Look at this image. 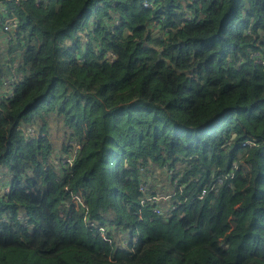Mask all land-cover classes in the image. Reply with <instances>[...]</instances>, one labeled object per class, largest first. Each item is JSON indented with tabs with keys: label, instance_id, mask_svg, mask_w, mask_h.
I'll return each instance as SVG.
<instances>
[{
	"label": "trees",
	"instance_id": "trees-1",
	"mask_svg": "<svg viewBox=\"0 0 264 264\" xmlns=\"http://www.w3.org/2000/svg\"><path fill=\"white\" fill-rule=\"evenodd\" d=\"M17 10L20 44L0 54V78L24 76L0 100V264H264V0ZM41 132L82 144L72 166ZM145 178L177 209L140 214ZM176 183L209 193L183 202Z\"/></svg>",
	"mask_w": 264,
	"mask_h": 264
},
{
	"label": "built area",
	"instance_id": "built-area-1",
	"mask_svg": "<svg viewBox=\"0 0 264 264\" xmlns=\"http://www.w3.org/2000/svg\"><path fill=\"white\" fill-rule=\"evenodd\" d=\"M31 0H2L0 1V33L4 36V38L9 42H18V33H19V13L17 12V8H21L26 4V2ZM36 4L40 5L46 2V0H35ZM145 7H152L151 4L148 2L144 3ZM157 26L154 25V27ZM260 63H264V61L259 60ZM22 79L15 71L10 72V75L7 77L0 78V100H8L12 98L15 94V89L17 87L18 82ZM23 130V134L27 137L29 136H39L38 132L31 127H23L20 126ZM264 143V142H263ZM66 146H72L71 153L63 156L61 159V163L63 164L64 168H69L73 165L74 160L78 156L79 150L82 148L81 143L75 142H67ZM259 145L257 139H247L242 142V146H249L254 147ZM241 167L239 164H234L232 172H230L229 177L233 178L236 176L237 170H240ZM171 173V171L169 170ZM0 178L1 174H0ZM222 178L218 177L217 184L222 183ZM5 185V184H4ZM9 185V183H8ZM5 187L6 195L10 194V185L3 186ZM174 188L176 190H180V195L184 196L183 202H196L198 200H202L206 195L209 193V189L203 188L201 192L196 195L188 196L184 195L183 187L179 184H174ZM140 191L142 193L141 198V210L139 213H142V209L144 206L151 204L152 205V212L154 215L158 216H167L172 213L174 210L177 209L178 205L181 203L180 200H177L175 196L177 195L175 192L168 191L163 192L161 191L159 184L156 180L145 178L144 181L140 183ZM75 200L78 204L82 207H86L83 204V201L79 197V195H75ZM4 217L3 219H5ZM86 223L88 226L92 227L97 233H99L105 240H111L110 235L108 234V228L103 225H98L91 221L88 218H85ZM121 232V231H120ZM126 244L127 240L124 241Z\"/></svg>",
	"mask_w": 264,
	"mask_h": 264
},
{
	"label": "rangeland",
	"instance_id": "rangeland-1",
	"mask_svg": "<svg viewBox=\"0 0 264 264\" xmlns=\"http://www.w3.org/2000/svg\"><path fill=\"white\" fill-rule=\"evenodd\" d=\"M2 5V3L0 4V6ZM1 8V7H0ZM187 16V15H186ZM20 44V40H18V42H14V41H12V42H9V41H7L5 38H4V36L0 33V54H4V52H5V48L6 47H12V45H19ZM10 56V55H9ZM11 57V56H10ZM18 74V73H17ZM10 75V74H9ZM8 75V76H9ZM19 76H21L22 77V79L18 82V84H17V87H16V89L19 87V85L21 84V82L23 81V75H20V74H18ZM7 77V76H6ZM16 89H15V92H16ZM15 95V94H14ZM14 97V96H13ZM12 97V98H13ZM12 98H10V99H12ZM9 100V99H8ZM40 136H44V137H48L49 139H51L52 141H54V142H56L57 144H61L60 142L61 141H63V135H61V136H55L54 138H51L46 132H41V134H40ZM53 137V136H52ZM67 142H73V140H70V141H63V143L62 144H66ZM60 147H62L61 145H60ZM73 149V148H72ZM54 154L56 155V157L58 156H60L61 155V153H60V149L59 150H55V152H54ZM241 167V166H240ZM6 176V175H5ZM7 177V176H6ZM4 178V177H2V179L4 180V186H9L8 185V183H9V178ZM6 189H5V187H3V189H2V192H3V194H6V191H5ZM80 197V196H79ZM74 200H75V195H74ZM82 200V199H81ZM111 216V215H110ZM126 239H123V241H122V243L124 244Z\"/></svg>",
	"mask_w": 264,
	"mask_h": 264
}]
</instances>
